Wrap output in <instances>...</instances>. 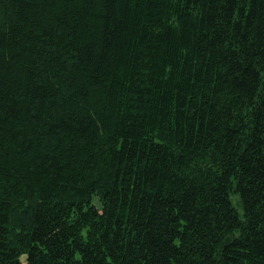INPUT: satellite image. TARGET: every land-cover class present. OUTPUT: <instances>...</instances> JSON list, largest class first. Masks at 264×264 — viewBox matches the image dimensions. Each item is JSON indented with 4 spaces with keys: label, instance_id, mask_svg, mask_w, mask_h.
Instances as JSON below:
<instances>
[{
    "label": "trees",
    "instance_id": "trees-1",
    "mask_svg": "<svg viewBox=\"0 0 264 264\" xmlns=\"http://www.w3.org/2000/svg\"><path fill=\"white\" fill-rule=\"evenodd\" d=\"M0 264H264V0H0Z\"/></svg>",
    "mask_w": 264,
    "mask_h": 264
},
{
    "label": "rangeland",
    "instance_id": "rangeland-1",
    "mask_svg": "<svg viewBox=\"0 0 264 264\" xmlns=\"http://www.w3.org/2000/svg\"><path fill=\"white\" fill-rule=\"evenodd\" d=\"M232 197H233L234 204L239 208V210H241V208L237 205L238 204V202H237L238 197H235V196H232Z\"/></svg>",
    "mask_w": 264,
    "mask_h": 264
}]
</instances>
